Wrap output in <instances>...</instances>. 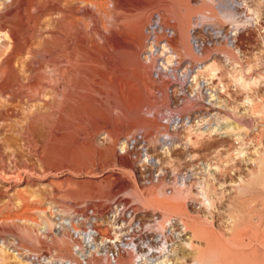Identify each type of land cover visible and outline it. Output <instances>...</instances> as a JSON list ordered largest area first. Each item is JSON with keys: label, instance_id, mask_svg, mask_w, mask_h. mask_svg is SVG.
<instances>
[{"label": "rangeland", "instance_id": "obj_1", "mask_svg": "<svg viewBox=\"0 0 264 264\" xmlns=\"http://www.w3.org/2000/svg\"><path fill=\"white\" fill-rule=\"evenodd\" d=\"M24 3L31 5L21 7L18 21L7 16L14 0H0V62L7 59L11 71L10 79L0 80V264L72 258L83 264L75 250L87 251V244L56 229L66 221L79 232L98 233V254L87 264H114L127 256L116 245L130 243L143 253V246L155 244L160 225L168 228L166 220L187 226L181 239L168 236L167 264H264V0H127L123 9H113L111 0ZM88 3L101 6L105 27L136 21L150 38L160 23L179 55L165 69L160 53L149 60L151 40L145 41L138 55L149 72L145 95L90 107L102 122L80 146L90 159L81 166L52 165L44 158L58 117L52 87L62 84L58 69L65 65L53 45L67 19L79 30L90 28L83 15ZM232 9L236 20L223 17ZM184 17L197 61L181 53L177 29ZM211 63L216 77L198 71ZM35 78L44 84L37 94L26 87ZM132 104L139 114H130ZM225 124L236 132H212ZM164 135L171 141L163 148ZM197 184L210 188L209 213L195 199Z\"/></svg>", "mask_w": 264, "mask_h": 264}, {"label": "bare ground", "instance_id": "obj_2", "mask_svg": "<svg viewBox=\"0 0 264 264\" xmlns=\"http://www.w3.org/2000/svg\"><path fill=\"white\" fill-rule=\"evenodd\" d=\"M111 1L113 9H123L127 3V0ZM24 2L25 0H14L17 6L13 11L9 12L7 16L14 20H22L19 10L25 5H31L30 3L25 4ZM225 5L224 2L223 6ZM85 6L86 8H91L83 12V15L88 17L91 21L90 28L88 29V27H86L85 30H79L77 23L71 19H67L63 22L61 21L62 23L60 22L61 26L56 33L55 43L53 45L54 54L58 57L61 56L63 58L62 62L65 63V65L58 69V72L62 71V73L58 75V77L61 78L58 79V81L62 84H59L58 87H52L57 103L59 104L58 117L55 126L49 128V139L44 149V158L52 165L81 166L90 159L91 153L87 150L80 149V146L89 144V137L93 129L102 123L99 118L100 116L94 115L96 113L93 114V112L95 111L94 109L102 107L104 99L106 102H122L123 100L132 102L138 95L141 97L145 95L146 76L149 72L148 68L143 66L138 58L139 51L145 41L148 42L151 40L149 44L151 49L149 60L151 62L156 61L159 56L158 53H160V56H163L162 65L165 69L168 68L169 65H172L173 59L179 55L173 49H170L168 38L162 35L164 30L160 28V23L155 25L149 38L144 36L143 27L137 26L139 22H126L118 29L111 22L105 27L101 18V15L104 13L101 6L97 5V3H88ZM96 8H99L101 15L97 14L98 9ZM105 16L103 15V17ZM223 17L236 20L233 9L225 10ZM158 21H160L159 18ZM188 25V18H178L177 35L179 46L184 56L189 57L192 61H197L199 54H197L190 45ZM233 31V34H235L238 29L234 27ZM160 33L161 36H159ZM221 33L220 29L216 30L217 37L221 36ZM161 42H164V44L160 45ZM198 71L206 72L213 78L216 69L214 64L211 63L207 66L199 65ZM170 77H173V75H170ZM10 78L11 71L9 70L8 60L5 59L0 62V80L4 82ZM152 83L156 82L152 81ZM43 85L40 78H35L26 87L33 94H37L40 92V88ZM209 97L211 101L217 100L215 94H210ZM134 105L135 104H132V107L129 109L130 114H139V105ZM90 107H95L94 109L91 108L94 111H90ZM216 123L221 124V121L219 122L217 120ZM222 131L224 132L223 134L220 133ZM212 132L219 133L221 136H231L236 132V126L225 124L222 130L216 127ZM58 134L61 136L58 137ZM77 135H82L83 138L81 139ZM147 135L149 137L152 136V132H149ZM163 137L161 145L163 148L165 146L168 147V143L171 139L167 135ZM132 141L135 142L136 140L133 139ZM188 179L189 178H185L184 182ZM198 186L199 191L197 195L199 198L195 199H199L201 201L199 207L205 208L209 213L214 206L210 196V188L208 190L207 184H199ZM159 199H163L160 200L163 202H166V200L169 202L170 198L168 199L160 195ZM172 201L173 200H171V202ZM164 224L168 228L165 229L163 225H160L158 232L155 235L153 234L154 238L152 237L155 244H147L146 247L143 246V250H145L143 253L139 254L135 247L131 248L130 243L121 244L119 241L120 244L115 246L116 250L119 251V253H126L127 256L119 257L114 264H167L166 259L169 256V247L171 245L168 244V236H174V238L178 240L181 239V237L185 235L184 233L187 226L182 221L174 223L172 220H166ZM175 225L181 226L180 232H173L172 228ZM61 228L68 229L73 237L87 244V251L79 250V248L75 250V256L83 264H87L88 258L98 254V246L94 244L95 238L98 236L97 232L93 230L87 233L79 232L73 228L70 221H66L63 227L56 226V229L60 230ZM194 236L196 237L197 234H194ZM194 236L192 238H194ZM190 240L192 241V239ZM156 245H158V247H156ZM187 246L192 247V243L189 242ZM101 249L104 250L105 253V247L101 246ZM117 251L113 253V259L109 256L111 260L114 261V259L119 256ZM99 255L102 256L103 254ZM34 258L38 261L41 260L39 256ZM153 259L162 260L155 263ZM92 261L90 262L93 264L99 263L96 259ZM56 264L80 263L72 258L71 260L60 261ZM195 264L202 263H200V260L196 259Z\"/></svg>", "mask_w": 264, "mask_h": 264}]
</instances>
